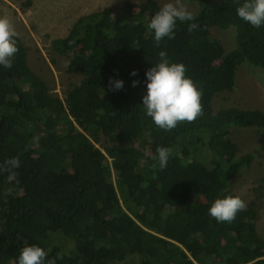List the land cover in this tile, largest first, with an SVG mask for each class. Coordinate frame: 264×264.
I'll return each mask as SVG.
<instances>
[{"label":"trees","instance_id":"obj_1","mask_svg":"<svg viewBox=\"0 0 264 264\" xmlns=\"http://www.w3.org/2000/svg\"><path fill=\"white\" fill-rule=\"evenodd\" d=\"M187 1L199 6L198 27L178 21L159 47L146 28L156 0L75 20L52 41L70 58L68 72L81 76L62 97L31 68L16 35L11 67L0 66V264H16L32 244L46 251V264H264L254 207L231 222L208 215L214 200L236 195L233 180L255 161L254 152L240 153L231 127L264 132V110L212 109L217 94L234 91L241 64L264 71V26L237 16L243 0ZM214 27L236 29L234 50L212 37ZM160 51L183 63L202 92L201 114L170 131L140 107ZM110 78L123 89L110 90ZM159 146L171 150L164 169L153 159ZM13 157L20 166L9 172Z\"/></svg>","mask_w":264,"mask_h":264},{"label":"rangeland","instance_id":"obj_2","mask_svg":"<svg viewBox=\"0 0 264 264\" xmlns=\"http://www.w3.org/2000/svg\"><path fill=\"white\" fill-rule=\"evenodd\" d=\"M0 0V17H7L17 36L28 50L31 68L43 78L51 91L63 96L64 90L80 82L81 76L69 73L70 58L56 53L52 41L64 37L78 18L94 11L111 8L123 12L125 3L133 4L134 10L147 0ZM162 6L166 0H156ZM220 0H212L218 3ZM175 2V0H174ZM189 11L197 12L199 6L193 1L179 0ZM234 27L223 30L212 28V37L219 40L229 53L236 48ZM146 92L142 93V96ZM238 106L252 110H264V71L248 62L241 64L236 74L233 92L217 94L212 103L213 113L223 108ZM231 139L239 146L240 153L254 152L255 161L243 169L233 180L231 190L257 211V227L264 238V132L257 128L231 127ZM203 149V147H202ZM201 149V150H202ZM112 264H139L136 257Z\"/></svg>","mask_w":264,"mask_h":264},{"label":"clouds","instance_id":"obj_3","mask_svg":"<svg viewBox=\"0 0 264 264\" xmlns=\"http://www.w3.org/2000/svg\"><path fill=\"white\" fill-rule=\"evenodd\" d=\"M237 16L253 27L264 26V0H243L236 8ZM189 22L188 30L198 27L194 14L179 3V0H166L152 14L146 24L147 31L153 34L155 45L159 47L164 38L172 39L177 22ZM15 29L7 17H0V66L11 67L12 58L18 52ZM159 61L145 72L146 94L142 96L140 107L145 115L164 131H170L179 122L194 121L202 112L201 90L186 75L183 63L170 62L165 51L159 52ZM130 75H137L133 70ZM140 82L132 81V86ZM124 81L109 79V89H123ZM171 150L159 146L153 159L160 169L167 166ZM7 170L11 172L20 166L18 158L5 161ZM155 166V165H154ZM246 208L245 201L238 195L227 194L213 201L208 208V215L219 222H231L238 212ZM46 251L39 245H26L19 250L16 264H46Z\"/></svg>","mask_w":264,"mask_h":264}]
</instances>
